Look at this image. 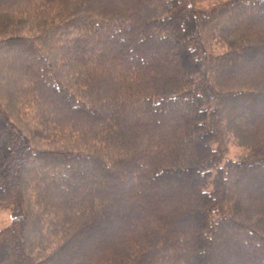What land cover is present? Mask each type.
I'll return each instance as SVG.
<instances>
[{
    "label": "trees",
    "instance_id": "obj_1",
    "mask_svg": "<svg viewBox=\"0 0 264 264\" xmlns=\"http://www.w3.org/2000/svg\"><path fill=\"white\" fill-rule=\"evenodd\" d=\"M204 1L0 0V264H264V0Z\"/></svg>",
    "mask_w": 264,
    "mask_h": 264
},
{
    "label": "rangeland",
    "instance_id": "obj_2",
    "mask_svg": "<svg viewBox=\"0 0 264 264\" xmlns=\"http://www.w3.org/2000/svg\"><path fill=\"white\" fill-rule=\"evenodd\" d=\"M217 1H219V0H206L201 4L199 3L198 6H199V8L207 9V8L211 7ZM258 65H261V64L259 63ZM227 148H228L227 157L228 156L233 157L235 155L238 156V155L242 154V150L240 148L234 146L231 143L228 144ZM12 218H13L12 208L11 207H1L0 208V230L10 226ZM91 238H94V237L91 236ZM102 240H103V238H102ZM102 240H101V242H102Z\"/></svg>",
    "mask_w": 264,
    "mask_h": 264
}]
</instances>
